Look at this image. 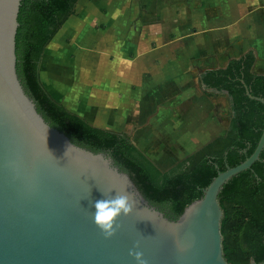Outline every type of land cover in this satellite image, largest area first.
Here are the masks:
<instances>
[{"label":"water","instance_id":"water-1","mask_svg":"<svg viewBox=\"0 0 264 264\" xmlns=\"http://www.w3.org/2000/svg\"><path fill=\"white\" fill-rule=\"evenodd\" d=\"M21 1L0 0V264H138L130 250L141 251L147 264H231L223 250L220 193L260 160L264 129L251 155L218 170L200 198L169 217L108 151L76 143L39 110L17 71ZM244 85L249 98L264 104ZM116 191L137 203L105 239L92 202Z\"/></svg>","mask_w":264,"mask_h":264},{"label":"trees","instance_id":"trees-1","mask_svg":"<svg viewBox=\"0 0 264 264\" xmlns=\"http://www.w3.org/2000/svg\"><path fill=\"white\" fill-rule=\"evenodd\" d=\"M78 0H22L16 35L17 71L50 123L76 143L108 151L144 195L172 218L200 198L218 170L235 166L255 150L264 129V73L254 70V49L231 57L225 67L204 71L199 84L229 100L230 121L215 138L167 169L160 168L125 133L94 126L55 100L43 85L39 63L47 45L76 11ZM224 256L231 264L264 261V150L251 169L233 176L220 193Z\"/></svg>","mask_w":264,"mask_h":264},{"label":"crops","instance_id":"crops-1","mask_svg":"<svg viewBox=\"0 0 264 264\" xmlns=\"http://www.w3.org/2000/svg\"><path fill=\"white\" fill-rule=\"evenodd\" d=\"M145 1L154 10L153 13H175L176 5L165 4L166 0ZM176 1L183 8L180 20L170 16L169 20L165 18L167 21L164 23L154 25L148 22L144 12L141 15L144 16L132 29L126 26L127 15L130 13L126 15V12L115 11L116 5L110 6L108 13L102 11L107 18L101 21L108 24L104 34L113 38L115 51L116 48L120 49L116 51V58L108 56L101 60L107 66L101 80L102 88L92 89L93 74L99 64L96 61L81 62L72 64L76 67L74 71L57 76L59 78L54 81L51 96L94 126L131 134L133 142L145 153L154 149V146L169 145L163 139L167 138L170 143L171 137L168 134L161 132L163 136L158 139L153 133L154 129L166 130L172 127V123L175 127L171 135L187 138V132L197 124V117L194 118L195 115L189 111L182 114L179 104L184 102L193 107L198 103L202 106L212 105L211 96L199 84L204 71L225 67L231 57H239L243 52L254 49L256 62L253 68L264 73V0H174ZM97 8L98 4L94 9ZM75 13V16L80 17L81 12ZM201 14L205 19H211L212 24L200 27V23H195V19ZM248 15L258 21L254 25L257 27L252 31L254 36L244 37L236 42V19ZM188 19L191 21L187 23ZM77 27L78 24L72 27L76 34ZM174 32L180 37L173 38L171 34ZM125 34L132 35V44L119 39L120 35ZM206 35L209 36L204 39ZM198 36L200 38L196 46L194 41L189 40L187 44L184 42L187 38ZM87 40L89 38H83V42ZM155 40L158 44H154ZM128 49H131L132 57L126 53ZM106 51L111 53L109 49ZM172 62L177 66L176 75H160V66L169 63L167 67L170 68ZM167 67L164 70H169ZM70 74L76 77L70 78ZM182 82L187 83L182 85ZM161 151L167 155H154L152 159L157 165L161 161L172 160L171 163L174 164L180 160L179 154L171 150L161 148Z\"/></svg>","mask_w":264,"mask_h":264},{"label":"rangeland","instance_id":"rangeland-1","mask_svg":"<svg viewBox=\"0 0 264 264\" xmlns=\"http://www.w3.org/2000/svg\"><path fill=\"white\" fill-rule=\"evenodd\" d=\"M97 4L98 8L94 9ZM165 4L169 6H171L172 4L176 5L175 13L169 15L153 13L152 11L154 10H152L148 6L149 4L145 0H78L76 4V11L78 12V14H80L81 12L80 17L75 16L74 14L70 16V18L62 26V29L47 45L44 53L42 54V58L39 63V72L41 81L43 85L46 86L47 91H51L50 94H52V87L54 85V81H58V75L64 76L65 73L75 70L76 67L72 66V64H79L81 62L94 63V61H96L99 65L97 66V71L93 74L94 88L92 89L100 90L102 88L103 83L101 80L103 79L104 69H106L107 66H105L104 63H101V60H103L104 58H108V56L110 58H116V56L118 55L117 52L120 51V49L118 48H116L117 52L114 50L115 43L113 41V38H111L108 34H104L107 30L108 24L101 21L106 20L107 18L106 15L102 13V11L108 13L111 10L110 6L114 7L116 5L115 11L126 12V15L130 13L127 15L128 17L126 21V26L130 29L138 24V22L144 16H141L144 12L148 17V22L154 25L164 23V21L170 19V16H174L176 17V20H180V17H182L181 10H183V8L181 7V3L179 1L174 2V0H166ZM165 18L167 20H165ZM197 18L198 19H195V23H200L198 24L200 27H208L212 24V20L205 19L203 17V14L199 15V17ZM94 20H97V22L91 23V21ZM171 20L173 21L174 18ZM236 20L237 36L235 38V41L237 42L244 37L253 38L254 33H252V31L257 27L254 26L255 22H258L257 19H255L254 21L253 16L251 17L248 15V17L237 18ZM190 21L191 19H188L187 23ZM76 24H78L79 26L76 28L78 32L77 34L75 33L74 28H72L75 27ZM68 27H70V29H66ZM171 36L173 38L180 37L176 32L172 33ZM208 36L209 35H206L204 39H207ZM83 38H89V40L83 42ZM199 38V36L194 38H187L184 42L187 44L189 40L191 42L194 41L195 43L193 44L196 46ZM119 39L122 40V42L125 40L124 42L126 43H133L132 35L129 34L120 35ZM91 41H93L94 43L92 44ZM155 43L158 44L157 40L154 41V44ZM102 48H105V50L102 51ZM108 49L111 50V53L106 51ZM126 53L130 54L131 57L133 56V54H131V49L126 50ZM168 64L169 63L160 66V75L168 77L169 75H176L175 70L177 69V66L174 64V62H172L170 63L171 65L169 68L167 67ZM166 67L169 68V70H164L166 69ZM114 68H116V66L112 67V69ZM69 77L75 78L76 75L70 74ZM185 83L187 82H182L181 84L184 85ZM211 99V106H202L198 103L196 107H193L192 105L187 106L186 104H184V102H181V104H179V107L181 109L180 112L183 114L184 112L189 111L190 114H194V118L197 117L196 126L191 127V130L187 132V138H179L171 135V131L175 127L172 123V127L166 128V130L162 128L154 129L153 133L158 139L163 136L162 133H166V135L168 134V137H171L170 143H168L167 138L163 139L164 143H167L169 145H165V147L154 146V149H152L151 151L148 152V150H146V152L150 153L146 154L151 159L154 157V155H167L164 151H161V148H164L179 154V158L181 160L188 154L200 148L208 141L215 138L229 124V100L227 99V96L223 94H214L213 96H211ZM142 102L144 103V100H142ZM173 117L175 118V116ZM171 120L174 119L172 118ZM129 135L132 136L131 134ZM171 162L172 160H167V162L163 163L161 161L160 163H158V165L162 169H167L176 163L175 162L173 164Z\"/></svg>","mask_w":264,"mask_h":264},{"label":"clouds","instance_id":"clouds-1","mask_svg":"<svg viewBox=\"0 0 264 264\" xmlns=\"http://www.w3.org/2000/svg\"><path fill=\"white\" fill-rule=\"evenodd\" d=\"M66 154L67 150L64 155ZM103 195V199L92 202V207L95 209L92 213V218L95 225L101 230L104 238L109 239L116 234L117 229L120 227L116 223L117 218L121 215H130L136 207L137 201L131 193L126 191H116L114 196L103 192ZM139 247L140 242L136 241L134 249H138ZM129 255L133 256L138 264H147L141 251L130 250Z\"/></svg>","mask_w":264,"mask_h":264}]
</instances>
